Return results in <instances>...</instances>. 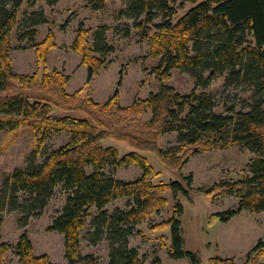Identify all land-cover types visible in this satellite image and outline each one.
Listing matches in <instances>:
<instances>
[{
  "label": "trees",
  "instance_id": "obj_1",
  "mask_svg": "<svg viewBox=\"0 0 264 264\" xmlns=\"http://www.w3.org/2000/svg\"><path fill=\"white\" fill-rule=\"evenodd\" d=\"M61 1L46 0L48 6ZM125 1L120 18L132 21L141 40L147 41L151 56L160 58L153 73L161 82L158 92L128 106L120 103L121 82L107 102L91 97L105 57L115 51L108 41L107 26L91 33L80 23L71 49L81 56L88 74L85 85L69 93L70 76L48 67L47 55L57 47L53 31L42 42L36 40L37 27L49 21L43 11L27 16L25 32L19 37L21 43L36 49V69L32 74L14 71L12 37L23 0H0V130L28 129L35 136L27 167L6 176L0 189V264H7L6 254L11 249L19 264H54L48 255L34 254L27 231L15 245L1 238L5 214L17 213L20 228L27 227L32 218L43 213L59 186L67 195L66 205L48 231L64 236L68 264H100L93 255L81 252L80 233L92 209L97 211L91 222L97 236L93 243L109 242V264H145L138 250L130 247V239L143 237L137 227L167 208V193L176 200L171 217L152 225L151 232L161 233L160 247L171 259L202 264L197 253L185 250L184 207L178 200L180 194L190 197L193 177L156 181L161 173L151 165V153L169 168L180 170L191 157L215 148L248 149L255 155L247 166L248 175L238 181H219L207 189L206 195L213 200L238 199L235 208L214 214L211 221L228 223L243 212L264 213V0ZM107 2L86 0V6L97 13ZM30 3L34 6L36 0ZM175 69L194 79L190 93L182 94L165 84ZM120 75L123 78L124 72ZM220 77H225L226 87L251 92L248 111L227 105L225 113H218L214 97L199 92ZM146 114H150L149 120H144ZM54 132H68L69 140L38 162ZM173 133L178 135L179 146L161 148V139ZM106 141L125 144L129 151L122 154ZM130 165L142 170L133 181L117 179L106 171ZM120 199H128L127 207L110 212L109 206ZM246 256L243 264H264V241ZM150 264L163 263L157 256ZM209 264L240 263L234 258L212 257Z\"/></svg>",
  "mask_w": 264,
  "mask_h": 264
},
{
  "label": "rangeland",
  "instance_id": "obj_2",
  "mask_svg": "<svg viewBox=\"0 0 264 264\" xmlns=\"http://www.w3.org/2000/svg\"><path fill=\"white\" fill-rule=\"evenodd\" d=\"M86 5V0H62L55 6H48L46 0H36V5L32 6L30 0H23L18 25L12 37L11 57L14 71L19 74H32L36 69V53L28 52L31 47L27 42L21 43L19 37L25 32L23 28L27 16L36 11H43L49 21L48 24L37 27L36 40L42 42L50 30L56 37L57 47L49 51V53L52 51L50 57H48L49 53L47 55L50 71L58 70L70 76L80 61L82 62L81 56L71 49L80 23L83 22L85 28L91 29V33L96 32L100 26H107L108 41L114 46L115 51L105 57L106 64L94 83L92 99L99 103L107 102L118 89L120 82V103L123 106L131 105L136 99H144L151 93L158 92L161 82L153 70L159 65L160 58L151 56L147 41L141 40L140 31L134 27L133 22L120 18V11L125 8L126 1L108 0L106 8L97 13L91 12ZM160 20L162 17L157 22ZM34 50L36 52L35 48ZM85 70H79L74 74L69 85V93H75L85 85L87 69ZM121 71L124 72L123 78L120 75ZM165 84L173 86L182 94L190 93L195 87L191 75L179 69L171 72ZM199 89V92L206 91L214 97L215 111L218 113H225L227 105H235L240 110H249L251 92L244 88L226 87L225 77L217 78L209 87ZM149 119L150 114H146L144 120ZM69 137L68 132H54L38 162H42L52 150L65 145ZM106 144L118 147L122 154L129 151V147L122 143L106 141ZM34 145L35 136L28 129H20L16 132L0 130V189L6 176L11 175L16 169L27 167ZM160 145L165 150L179 146L178 135L173 133L164 136ZM254 157L252 152L240 146L215 148L191 157L182 169L173 170L156 154H148L151 165L161 173V177L156 181H184L186 176L193 177L190 197L180 194L178 200L184 207L181 221L185 250L197 253L202 264H209V259L212 257L234 258L236 262L243 264L246 262L247 253L260 240L264 241V213L243 212L228 223H213L211 219L214 214L235 208L238 199L229 196L213 200L206 195L207 189L219 181L243 179L248 175L247 166ZM106 171L123 181H133L142 174V170L135 165L124 166L116 172L111 168H107ZM166 196L169 199L167 208L153 215L147 223L137 227L144 236H133L130 239V247L138 250L140 257L145 258V264H150L157 256L161 258L163 264H191L188 259H171L166 249L160 247L158 239L161 233L151 232L152 225L160 224L171 217L176 200L172 193H167ZM66 199L67 195L60 186L57 187L55 195L43 213L32 218L23 229L20 228V215L15 212L5 214L1 241L15 245L22 232L27 231L35 255H48L54 264H68L65 257L64 236L55 231H48L54 219L65 207ZM127 200H117L109 206V211L126 208ZM96 214L97 211L92 209L85 218V227L80 233L81 252L84 256L93 255L100 264H109L111 252L109 242L102 240L93 243L97 236L93 233L91 222ZM6 262L19 264L14 249L6 254Z\"/></svg>",
  "mask_w": 264,
  "mask_h": 264
},
{
  "label": "crops",
  "instance_id": "obj_3",
  "mask_svg": "<svg viewBox=\"0 0 264 264\" xmlns=\"http://www.w3.org/2000/svg\"><path fill=\"white\" fill-rule=\"evenodd\" d=\"M58 4H59V3H58ZM30 49H33V50H30ZM30 49H28L27 51H28V52H32V51H33L34 53H36L35 50H34V48L31 47ZM52 51H53V50H52ZM52 51H51V52H52ZM51 52L49 53L48 57H50ZM35 55H36V54H35ZM31 56H34V55L31 54ZM31 58L34 59L33 57H31ZM85 68L87 69L86 66L81 65V61H80V63L78 64L77 68H76L74 71H72V73H70L71 78H70V81H69L68 86H67V90H68V92H70L69 85H70V82H71L72 78L74 77V74H75L77 71H79V70H80V71H86ZM84 73H85V72H84ZM87 74H88V70H87ZM86 80H87V77H86ZM85 83H86V82H85ZM73 91H74V90H73ZM73 91H72V92H73ZM94 93H95V89H94V91H93V98H94ZM240 215H242V213H241ZM236 217H238V216H236ZM233 219H234V218H233ZM233 219H232V220H233ZM232 220H231V221H232Z\"/></svg>",
  "mask_w": 264,
  "mask_h": 264
}]
</instances>
